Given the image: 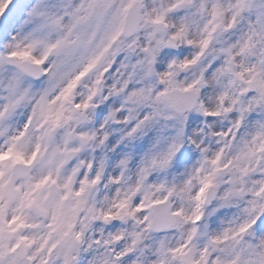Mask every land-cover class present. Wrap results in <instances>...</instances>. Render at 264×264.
<instances>
[{
	"label": "snow or ice",
	"instance_id": "1",
	"mask_svg": "<svg viewBox=\"0 0 264 264\" xmlns=\"http://www.w3.org/2000/svg\"><path fill=\"white\" fill-rule=\"evenodd\" d=\"M0 264H264V0H0Z\"/></svg>",
	"mask_w": 264,
	"mask_h": 264
}]
</instances>
